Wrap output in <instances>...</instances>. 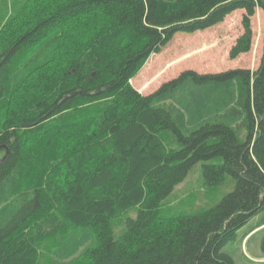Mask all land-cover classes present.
I'll use <instances>...</instances> for the list:
<instances>
[{
  "label": "trees",
  "instance_id": "1",
  "mask_svg": "<svg viewBox=\"0 0 264 264\" xmlns=\"http://www.w3.org/2000/svg\"><path fill=\"white\" fill-rule=\"evenodd\" d=\"M8 1L0 0V11L11 7L0 14V146L10 147L0 163V264H42L40 241L68 227L80 230L46 264H236L225 246L257 215L252 232L264 230V49L256 71L186 70L148 95L131 82L178 33L239 9L245 31L231 57L250 52L264 0ZM200 162L207 186L231 175L235 189L207 210L162 216ZM132 208L137 217L116 237L112 220Z\"/></svg>",
  "mask_w": 264,
  "mask_h": 264
},
{
  "label": "rangeland",
  "instance_id": "2",
  "mask_svg": "<svg viewBox=\"0 0 264 264\" xmlns=\"http://www.w3.org/2000/svg\"><path fill=\"white\" fill-rule=\"evenodd\" d=\"M10 11L11 7L7 9L6 5L0 14L7 15ZM245 14V10L239 9L230 14L224 22L214 27L195 33H178L160 54H153L148 59L142 70L132 80V85L140 93L148 95L156 91L164 82L178 77L186 70H195L199 73H219L231 69L246 68L256 71L261 63L264 49V11L262 9L258 8L255 16L251 19L253 30L251 51L236 58L231 57L233 47L245 31L243 25ZM246 135V130H243L240 134L241 140L244 141ZM25 154L29 166L33 168L38 160L34 157L35 152L31 151L29 144L25 149ZM208 163L222 164L223 158H216ZM203 165L204 162L198 163L190 171L186 180L179 184L173 193L163 201L162 216L175 217L207 210L217 205L235 189L236 181L231 175H227L225 182L219 186H207L203 178ZM35 170L33 169L34 173L31 174L35 175ZM29 191V189L22 190L20 196L23 197ZM137 213L138 208H132L112 220L116 237L123 235L126 230V221L129 218H136ZM261 217L262 214L253 217L246 226L238 231L236 238L225 246L224 251L232 256L236 264H264L263 227L252 232ZM79 230L80 228L68 227L64 232H59L51 238L40 241V263L46 264L52 260L54 250ZM81 231L85 230L81 229Z\"/></svg>",
  "mask_w": 264,
  "mask_h": 264
},
{
  "label": "water",
  "instance_id": "3",
  "mask_svg": "<svg viewBox=\"0 0 264 264\" xmlns=\"http://www.w3.org/2000/svg\"><path fill=\"white\" fill-rule=\"evenodd\" d=\"M10 156V147L8 145L0 146V163H4Z\"/></svg>",
  "mask_w": 264,
  "mask_h": 264
},
{
  "label": "crops",
  "instance_id": "4",
  "mask_svg": "<svg viewBox=\"0 0 264 264\" xmlns=\"http://www.w3.org/2000/svg\"><path fill=\"white\" fill-rule=\"evenodd\" d=\"M264 48V47H263Z\"/></svg>",
  "mask_w": 264,
  "mask_h": 264
}]
</instances>
